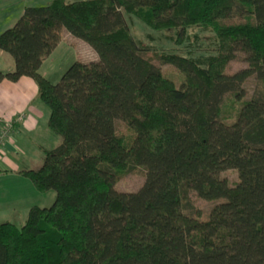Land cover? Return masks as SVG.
<instances>
[{"label":"trees","instance_id":"obj_1","mask_svg":"<svg viewBox=\"0 0 264 264\" xmlns=\"http://www.w3.org/2000/svg\"><path fill=\"white\" fill-rule=\"evenodd\" d=\"M129 16L178 43L189 27L209 29L216 53L156 54L172 77ZM63 28L98 59L52 83L40 67ZM0 49L15 61L0 82L33 78L62 138L39 168L19 171L56 198L21 225L0 222V264H264V0H52L25 7ZM239 51L247 66L230 72ZM252 75L263 89L247 98ZM137 166L143 185L118 191ZM229 168L234 185L220 175ZM191 192L223 201L203 216Z\"/></svg>","mask_w":264,"mask_h":264},{"label":"crops","instance_id":"obj_2","mask_svg":"<svg viewBox=\"0 0 264 264\" xmlns=\"http://www.w3.org/2000/svg\"><path fill=\"white\" fill-rule=\"evenodd\" d=\"M27 6H32L29 1H0V33L13 26ZM77 59L97 60L98 55L88 43L63 28L59 44L42 63L40 73L52 83H58ZM14 68L12 55L0 49V70L7 72ZM19 115H22L21 120L18 119ZM49 115L50 110L40 100L39 88L33 78L23 76L18 81L5 79L0 82V131L2 124L13 122L11 137L5 142L4 150L7 152L0 151V162L6 163L2 167L6 171L0 172V176L21 180L23 175L19 173L20 170L39 168L43 164L45 150L62 142L61 136L48 126ZM30 207L27 206V215ZM41 207H45L44 204ZM13 208L15 205L0 203V222L10 221L9 217L15 213ZM26 218H23L22 224Z\"/></svg>","mask_w":264,"mask_h":264},{"label":"rangeland","instance_id":"obj_3","mask_svg":"<svg viewBox=\"0 0 264 264\" xmlns=\"http://www.w3.org/2000/svg\"><path fill=\"white\" fill-rule=\"evenodd\" d=\"M5 1V0H0ZM7 1H29L33 6L43 5L52 0H7ZM128 22L132 28L135 37L139 40L142 47L145 48V55L152 57L155 63L166 71L170 76L176 78V70L169 64L161 63L155 56L160 52H179L188 56L206 57L209 54L216 53L217 41L214 33L211 30L201 29L194 26L187 29V33L183 36L180 43L175 42V33L170 30H153L145 26L136 17L129 16ZM87 56V54H86ZM245 54L241 51L236 53L234 59L229 62L228 71L234 72L245 68ZM246 97L250 98L256 90L263 89V83L255 76H250L244 83ZM22 117V115H19ZM118 131L125 130V124L121 120L116 121ZM13 127H9L5 123L1 125L0 131V151L5 149V142L11 137ZM15 150V149H14ZM5 151V150H4ZM16 151V150H15ZM7 152V151H5ZM17 152V151H16ZM16 159L21 160L16 156ZM23 164V162H22ZM6 166V163L0 162V169ZM24 167V165H23ZM26 168V167H24ZM32 168H35L32 167ZM221 177L226 178L230 185H234L238 180V172L235 169L229 168L221 172ZM146 169L144 166H137L132 172L124 175L115 185L118 191L131 192L137 191L145 182ZM31 187V188H30ZM190 197L194 204L201 209L203 216H208L211 209L223 200H207L197 196L195 192L190 193ZM56 198V193L53 190L41 192L37 190L32 181L23 176L21 180L11 178V176H0V203L4 205H15L12 211H15L10 221L21 225L23 218L27 216V206L44 204L49 207L53 204ZM7 215V213H4Z\"/></svg>","mask_w":264,"mask_h":264},{"label":"built area","instance_id":"obj_4","mask_svg":"<svg viewBox=\"0 0 264 264\" xmlns=\"http://www.w3.org/2000/svg\"><path fill=\"white\" fill-rule=\"evenodd\" d=\"M18 119L21 120L22 117L19 116ZM5 124L8 125L9 127H13V122L12 121H7V122H5Z\"/></svg>","mask_w":264,"mask_h":264}]
</instances>
